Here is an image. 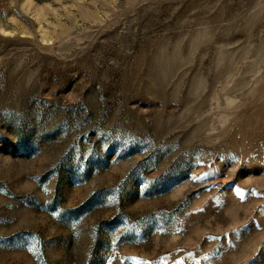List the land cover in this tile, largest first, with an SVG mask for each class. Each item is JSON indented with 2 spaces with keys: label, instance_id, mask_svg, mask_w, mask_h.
I'll return each instance as SVG.
<instances>
[{
  "label": "rangeland",
  "instance_id": "obj_1",
  "mask_svg": "<svg viewBox=\"0 0 264 264\" xmlns=\"http://www.w3.org/2000/svg\"><path fill=\"white\" fill-rule=\"evenodd\" d=\"M0 264H264V0H0Z\"/></svg>",
  "mask_w": 264,
  "mask_h": 264
}]
</instances>
